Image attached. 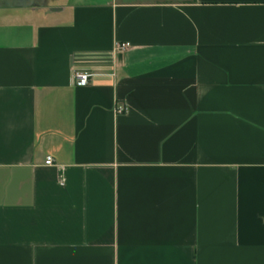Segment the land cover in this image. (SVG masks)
Segmentation results:
<instances>
[{"label": "crops", "instance_id": "1", "mask_svg": "<svg viewBox=\"0 0 264 264\" xmlns=\"http://www.w3.org/2000/svg\"><path fill=\"white\" fill-rule=\"evenodd\" d=\"M263 215L264 0H0V264H264Z\"/></svg>", "mask_w": 264, "mask_h": 264}, {"label": "built area", "instance_id": "2", "mask_svg": "<svg viewBox=\"0 0 264 264\" xmlns=\"http://www.w3.org/2000/svg\"><path fill=\"white\" fill-rule=\"evenodd\" d=\"M129 47V42H118L115 46L116 49L124 50ZM93 73L90 70L87 69H73L72 71V80L75 85H86L89 83L91 76ZM126 107L122 104H117L115 106V112L117 113H123L125 112ZM45 164L49 165L53 163V158L50 155H47L45 157ZM264 220V215L262 217Z\"/></svg>", "mask_w": 264, "mask_h": 264}]
</instances>
